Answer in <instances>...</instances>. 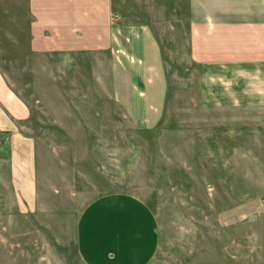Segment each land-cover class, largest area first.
I'll use <instances>...</instances> for the list:
<instances>
[{"label": "rangeland", "instance_id": "obj_1", "mask_svg": "<svg viewBox=\"0 0 264 264\" xmlns=\"http://www.w3.org/2000/svg\"><path fill=\"white\" fill-rule=\"evenodd\" d=\"M166 4L133 0L127 13L163 51L161 104L116 106L104 57L68 67L18 52L24 32L9 40L1 30L0 69L31 113L26 173L14 160L12 181L0 184V264H83L78 215L120 193L153 213L159 242L149 264H264V108L203 107L195 86L174 91V69L187 60L172 59Z\"/></svg>", "mask_w": 264, "mask_h": 264}, {"label": "crops", "instance_id": "obj_2", "mask_svg": "<svg viewBox=\"0 0 264 264\" xmlns=\"http://www.w3.org/2000/svg\"><path fill=\"white\" fill-rule=\"evenodd\" d=\"M132 3L0 0V38L1 30L9 40L24 32L18 52L60 57L68 67L84 65L92 54L104 57L116 106L165 103L163 51L148 24L128 21ZM166 6L169 35L175 37L170 42L177 43L172 59L187 60L174 69V91L195 86L203 107L264 108V0H167ZM90 78L101 81L94 72ZM30 113L0 69V184L12 181L14 160L26 173L24 162L20 166L29 154L24 131ZM74 226L83 264H149L159 242L151 210L122 193L93 199Z\"/></svg>", "mask_w": 264, "mask_h": 264}]
</instances>
